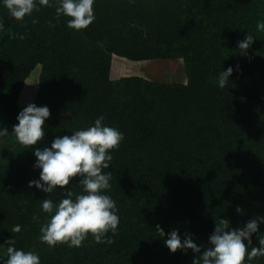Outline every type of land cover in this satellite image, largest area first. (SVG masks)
<instances>
[{
  "label": "trees",
  "instance_id": "obj_1",
  "mask_svg": "<svg viewBox=\"0 0 264 264\" xmlns=\"http://www.w3.org/2000/svg\"><path fill=\"white\" fill-rule=\"evenodd\" d=\"M94 11L95 21L77 32L68 17L55 19L54 7L21 23L0 5V128L11 133L18 123L25 82L38 67L33 103L51 112L43 140L27 149L17 142L0 163L1 256L15 238V247L38 253L41 264H193L191 249L166 247L169 232L178 230L182 240L190 234L203 252L221 219L238 228L264 215V32L256 27L264 0H95ZM248 32L257 40L244 56L237 44ZM114 57L178 60L186 77L175 84L139 76L114 81ZM237 65L221 89L219 74ZM100 116L124 134L104 170L112 173L106 194L119 209L118 234H108L111 244L89 234L78 248L49 247L39 238L49 219L41 210L47 194L28 187L40 175L33 150ZM79 179L66 187L79 193ZM48 198L58 204L64 193ZM15 225L21 232H11ZM259 234L264 224L253 234L255 247Z\"/></svg>",
  "mask_w": 264,
  "mask_h": 264
},
{
  "label": "clouds",
  "instance_id": "obj_2",
  "mask_svg": "<svg viewBox=\"0 0 264 264\" xmlns=\"http://www.w3.org/2000/svg\"><path fill=\"white\" fill-rule=\"evenodd\" d=\"M94 4L95 0H0V5L8 10L9 15L21 23L41 8L54 7L55 19L59 21L61 17H68L67 27L77 32L87 29L95 21ZM32 22L38 23V20L33 19ZM50 27L54 25L50 24ZM256 27L257 31L264 32V20L258 21ZM3 30L4 24L0 22V31ZM17 35L24 39L23 35ZM256 40L248 32L237 44L241 55L247 56L248 49ZM238 70L239 65L235 70L231 66L224 69L219 74L218 86L223 89L234 71ZM50 115L48 106L29 103L17 115L18 123L12 132L9 133L5 127L0 128V137L11 134L26 149L37 145L45 136L44 126ZM104 120L105 117L100 116L91 126L73 131L70 136H57L50 146L33 150L37 158L34 168L40 170V175L39 179L29 181L28 187L47 194L42 200L41 210L49 219L41 226L39 238L49 247L66 244L70 248H78L83 246L89 234L97 244H111L113 241L107 238L108 234H118L119 209L116 201L106 194L111 189L112 173L104 170L110 168L112 151L119 149L124 134L106 125ZM77 176L80 177L81 191L74 193L66 186ZM57 189L63 191L64 198L55 204L48 194ZM236 210L241 214L244 212L242 207ZM33 220H39V217L33 216ZM262 224L264 215H256L238 228H230L229 220L221 219L203 252L190 234L186 233L182 240L178 230L169 232L164 243L172 253L180 250L186 254L191 249L196 254L193 264H252L254 258L264 257V236L258 235L259 247L253 246L252 241L253 234L259 233ZM155 230L162 238L165 237L160 225H156ZM11 232H21V226H13ZM5 244L8 245L7 255L6 258L0 256V264H41L38 253L16 248L15 238L6 240Z\"/></svg>",
  "mask_w": 264,
  "mask_h": 264
},
{
  "label": "rangeland",
  "instance_id": "obj_3",
  "mask_svg": "<svg viewBox=\"0 0 264 264\" xmlns=\"http://www.w3.org/2000/svg\"><path fill=\"white\" fill-rule=\"evenodd\" d=\"M41 67H38L29 80L26 82L24 92L21 96V109L29 103H33L39 88ZM139 76L158 83L175 84L185 80L186 71L184 64L178 60H157L149 62H130L120 57L113 58L111 77L117 81L124 77ZM1 124V121H0ZM15 138L0 137V163L7 159V156L16 147ZM4 248L0 246V256Z\"/></svg>",
  "mask_w": 264,
  "mask_h": 264
}]
</instances>
